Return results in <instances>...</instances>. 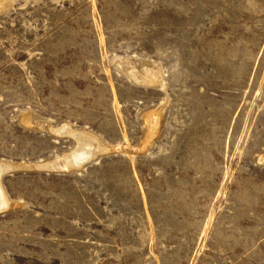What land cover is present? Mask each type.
<instances>
[{
  "label": "rangeland",
  "instance_id": "obj_1",
  "mask_svg": "<svg viewBox=\"0 0 264 264\" xmlns=\"http://www.w3.org/2000/svg\"><path fill=\"white\" fill-rule=\"evenodd\" d=\"M0 162V264H264V0H0Z\"/></svg>",
  "mask_w": 264,
  "mask_h": 264
},
{
  "label": "bare ground",
  "instance_id": "obj_2",
  "mask_svg": "<svg viewBox=\"0 0 264 264\" xmlns=\"http://www.w3.org/2000/svg\"><path fill=\"white\" fill-rule=\"evenodd\" d=\"M1 2H2V0H1ZM139 67H138V69H139ZM137 72H138V70H137ZM144 73H146V72H144ZM158 76L159 75L144 74V76H141V77H143V79H145L147 81V83L148 82L149 83H157V82H159ZM152 117L153 116L150 115L148 118H149V121L151 123L152 122L154 123L155 118L154 117L152 118ZM31 118H32L31 116H24V120L26 123H32ZM66 131L68 132L69 129L68 130L66 129ZM72 132H75V131H72ZM81 132H83V131H81ZM65 134H66V132H65ZM68 134H70V133L68 132ZM74 134L77 135L78 139L81 141V142H79V143H81V147L80 148L77 147L75 152L70 154V156L68 158H66V160L62 161L61 163L56 162V164L51 165L50 167L52 169L53 168H56V169L59 168L62 170H69V169L72 170L75 168L82 167L86 162L92 160L95 157L96 153H98V152L100 153L101 151H104V146L100 143V141L95 139L96 137L94 138V137H92V135L86 134L84 132L83 133H74ZM69 136H71V135H69ZM9 169L11 170V167L9 165L0 162V209H3L5 207L9 206V200H8L4 190L2 188V177L4 174H6V172Z\"/></svg>",
  "mask_w": 264,
  "mask_h": 264
},
{
  "label": "water",
  "instance_id": "obj_3",
  "mask_svg": "<svg viewBox=\"0 0 264 264\" xmlns=\"http://www.w3.org/2000/svg\"><path fill=\"white\" fill-rule=\"evenodd\" d=\"M9 170H10V169H9ZM9 170H8V171H9ZM8 171H7V172H8ZM7 172H6V173H7Z\"/></svg>",
  "mask_w": 264,
  "mask_h": 264
}]
</instances>
